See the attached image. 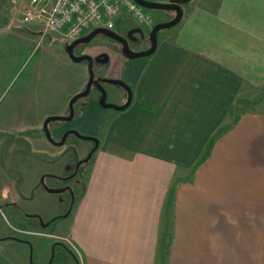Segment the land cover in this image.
I'll list each match as a JSON object with an SVG mask.
<instances>
[{
  "label": "crops",
  "instance_id": "crops-1",
  "mask_svg": "<svg viewBox=\"0 0 264 264\" xmlns=\"http://www.w3.org/2000/svg\"><path fill=\"white\" fill-rule=\"evenodd\" d=\"M16 2L0 0V100L9 93V105L26 103L6 108L20 121L16 133L36 131L24 137L32 150L59 158L68 149L23 122L33 112L26 81L17 80L42 30L19 23ZM183 11L158 36L155 54L124 62L115 75L132 88L128 112L146 133L134 150L111 146L107 135L71 178L82 190L65 218L75 252L59 246L63 261L264 264V0H192ZM92 101L80 121L102 113ZM6 202L17 204L8 187L0 190ZM1 248L0 264H13Z\"/></svg>",
  "mask_w": 264,
  "mask_h": 264
},
{
  "label": "rangeland",
  "instance_id": "rangeland-1",
  "mask_svg": "<svg viewBox=\"0 0 264 264\" xmlns=\"http://www.w3.org/2000/svg\"><path fill=\"white\" fill-rule=\"evenodd\" d=\"M20 1L16 2L18 16L22 10L19 8ZM144 11L154 18V24L168 21L174 16L171 10L144 9ZM131 24V19L124 17L118 22L117 28L125 29ZM151 28L147 26L144 27V30L148 33ZM167 30L169 29L162 30L158 36L160 37ZM67 44L68 42L55 32L35 33V40L29 41V54L32 50L34 53L29 57L26 75L23 73L24 75L17 80V84L27 82V86L26 82L24 85V91H27L26 96L29 99L27 107L31 108L33 114H30L29 118L23 122L27 121L41 128L47 118L65 116L68 110L65 115H61L58 111L59 108L69 107L71 99L77 94L76 92L86 85L89 79L88 70L84 64H75L69 58L65 51ZM120 68V66L114 65L105 72L116 75L121 73ZM105 89L109 101L116 98L117 87L106 85ZM6 95L0 100V190L8 187L11 199L21 209L18 211L11 210L12 208H3L0 212V244L3 247L1 255L10 258L9 260L13 264H75L73 255L70 254L71 258L69 259L71 260L63 261L60 253L63 249L61 251L58 249L61 246L67 251L65 253L69 252L68 248L75 252L74 249L56 239V237H63L67 232L68 222L66 219L57 220L49 225L47 223L69 211L76 194L81 192L82 186L79 181L75 184L72 177L67 180L62 178L71 176L76 160L87 158L89 143L70 138L69 143L75 148L70 147L59 158L36 154L24 140L27 135H35L36 131H30L25 135L16 133L14 128L20 121L16 120L14 115L10 116L7 113L9 107L11 111H16L26 107V103L17 102L9 105V93ZM93 100L92 102L96 103L94 105H97L93 110L100 109L101 114L95 111L92 113V117L86 112L80 121L79 117L83 110L79 107L80 105H77L76 117L70 124L53 122L50 124V128L74 127L83 136H95L100 143L108 135L111 146L136 149L145 136L146 130L144 124L140 123L133 113L128 112L131 107L125 112H107L102 107H98L95 97ZM48 105H51V109L47 107ZM37 130L41 133L40 129ZM86 165L83 164L82 168ZM45 176L46 178H44ZM51 176L60 177V179ZM42 181L44 186L41 185ZM66 188L74 190L73 194L69 191L61 194L48 191ZM22 226H26L34 233H23ZM2 236L20 238L30 243L4 240L5 238Z\"/></svg>",
  "mask_w": 264,
  "mask_h": 264
},
{
  "label": "built area",
  "instance_id": "built-area-1",
  "mask_svg": "<svg viewBox=\"0 0 264 264\" xmlns=\"http://www.w3.org/2000/svg\"><path fill=\"white\" fill-rule=\"evenodd\" d=\"M144 9L135 0H28L18 21L22 25H38L44 33H58L71 43L98 27L115 31L124 17L143 28L153 27L154 18ZM56 239L71 245L66 237Z\"/></svg>",
  "mask_w": 264,
  "mask_h": 264
},
{
  "label": "flooded vegetation",
  "instance_id": "flooded-vegetation-1",
  "mask_svg": "<svg viewBox=\"0 0 264 264\" xmlns=\"http://www.w3.org/2000/svg\"><path fill=\"white\" fill-rule=\"evenodd\" d=\"M149 1L168 2L169 0H149ZM160 10H163V9H160ZM164 11H167V10H164ZM171 11L174 12V16H175V14H176L175 10H171ZM131 21H132V24L129 27H127L125 29L117 28L115 30V32H117L123 38H125L127 40L128 47L134 53H139V52H143V51L149 50L151 48L150 32H151L153 27L151 28L150 32L146 33L144 28L139 23H137L136 21H134L132 19H131ZM96 38H97V40H96ZM94 40H96V41H94ZM74 53L78 57L87 55V56H90V57L93 58V69H94V72H95V80L97 82L101 83L104 87L106 86V84H103L102 80L105 79V78L123 80L122 78H119V77H117L115 75H110V73L105 72L108 68H110V67H112L114 65L121 66L122 63H124V62L125 63H130L131 61H134V60H130L125 55L124 47H123V43L122 42H120L119 40L113 39V38H111L109 36L103 35V34L97 35L93 39H91V40H89L87 42H83V43L78 44V46H76L75 49H74ZM104 55H107L108 59H109L108 63H105V64L102 63V60L106 59ZM82 64H84L85 67L88 70L89 62L88 61H84ZM88 73H89V71H88ZM88 81H89V79H88ZM88 81H87L86 85L82 88V90H80L78 93L83 92L86 89ZM117 88H118V90L116 91L117 92L116 98L113 99L112 101H109V99H107V102L108 103H112V104H116V105H119V106L125 105L126 102L128 101V93L121 87H117ZM94 97H95V101L99 105V99L101 97V93L99 92V90L97 89L95 84H94V86L92 88L91 94L88 97L79 100L75 104V117H76V114H77V111H76L77 105L78 106L80 105L79 107L81 108V110L87 109L88 105L91 103V101L93 100ZM104 110H106V111H115V110H112V109H104ZM115 112H117V111H115ZM69 115H70V111H69V107H68V112H67V114L65 116H69ZM44 122H43V126L40 129L41 130L40 134H42L48 140L49 144L52 145L53 147H60V148L66 147V149H68V150L71 147V148L74 149L75 147H73V145H71L69 143L70 138L84 140L80 136H77L75 134H69V135L66 136V134L68 132L72 131V130H76V131H78L80 133V131L78 129L74 128V127H67V128L65 127L64 128L62 126L60 128H57V129H52V128H50V125H49V131H50V135H51V138H52V140H50V139H48L46 137V134L44 132ZM71 122H62V123H69L70 124ZM81 135L83 136V134H81ZM64 137H65V143L63 145H60V143L63 141ZM90 137H95V136H91L90 135ZM84 141L89 143V151H88V155H87V158H88L90 153H91V151L95 147V142L92 141V140H84ZM84 160L85 159L76 160L75 166H74V169H73V172H72L71 176L66 177V178H62V179L63 180H67L68 178H71V177L73 178V177L77 176L78 171L82 167V165L83 164H87V163H81V165L79 167H77V164L82 162V161H84ZM51 177L60 179V177H55V176H51ZM43 181H42L41 185L44 186V182ZM67 191H69V193L73 194V190L71 188H68ZM5 207H10V208L18 210V211H20V209H21L15 203L6 202L4 204H0V212Z\"/></svg>",
  "mask_w": 264,
  "mask_h": 264
},
{
  "label": "water",
  "instance_id": "water-1",
  "mask_svg": "<svg viewBox=\"0 0 264 264\" xmlns=\"http://www.w3.org/2000/svg\"><path fill=\"white\" fill-rule=\"evenodd\" d=\"M135 1L146 9L175 10L176 14L172 19H170L168 21L158 22L153 26V28L150 32L151 48L147 51L134 53L128 47V42L125 38H123L117 32H115L113 30L106 29L104 27L95 28L91 32L81 36L80 38L76 39L75 41L68 43L65 51L68 54L69 58L74 63L81 64L84 61L89 62V67H88L89 81H88L86 89L83 92L76 94L71 99V101L69 103V111H70L69 116H52V117H49L45 120L44 132H45L46 137L48 139L52 140L51 135H50V131H49V125L53 122H71V121H73L75 118V104L79 100L86 98L91 94V91H92L94 84L96 85L97 89L101 93V97L99 99V105L103 109H112V110H115L117 112H123V111L128 110L131 107L132 102H133V90L124 80L105 78L102 80L103 84L111 85V86H115V87H121L128 93V101L126 102L125 105L119 106V105L107 102L108 93H107L105 87L101 83H99L95 80V72L93 69V58L90 56H87V55L86 56H79V57L75 55L74 49L76 46H78V44L83 43V42H87V41L93 39L95 36L103 34V35L109 36L113 39H116V40H119L120 42H122L123 47H124V53L130 60H138V59L150 57L153 54H155V52L158 48L159 32H161L162 30L170 29V28L176 26L182 20V17L184 14L182 5L187 4L192 0H169L168 2H157V1H149V0H135ZM104 56L106 59L102 60V63L105 64V63H108L109 59H108L107 55H104ZM69 134H75L77 136H80L84 140H92L95 142V147L91 151L89 157L87 159H85L84 161L78 163L77 167H79L81 165V163H88L91 160L93 154L99 149L100 141L96 137L82 136L76 130H72V131L68 132L66 134V136ZM64 143H65V137H64L63 141L60 143V145H63ZM67 190H68V188L58 189V190H48V191L51 193H54V194H61V193L66 192ZM45 226H47V225H45ZM13 239L16 240V238H13Z\"/></svg>",
  "mask_w": 264,
  "mask_h": 264
},
{
  "label": "trees",
  "instance_id": "trees-1",
  "mask_svg": "<svg viewBox=\"0 0 264 264\" xmlns=\"http://www.w3.org/2000/svg\"><path fill=\"white\" fill-rule=\"evenodd\" d=\"M44 178H46V176H45ZM68 216H69V212H67V213L64 214V215H61V216H59V217H56V218L52 219L49 223H47V225H49V224H51L52 222H55V221H57V220L65 219V218H67ZM35 217H36V216H35ZM10 238H12V237H10ZM16 240H18V241H20V242H24V243H30V242H27L26 240H23V239H20V238H16Z\"/></svg>",
  "mask_w": 264,
  "mask_h": 264
}]
</instances>
